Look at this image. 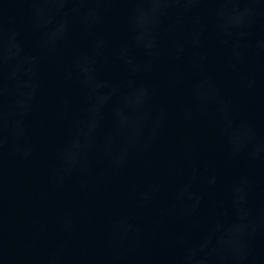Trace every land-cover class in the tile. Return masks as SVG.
Here are the masks:
<instances>
[{
	"label": "water",
	"instance_id": "obj_1",
	"mask_svg": "<svg viewBox=\"0 0 264 264\" xmlns=\"http://www.w3.org/2000/svg\"><path fill=\"white\" fill-rule=\"evenodd\" d=\"M0 264H264V0H0Z\"/></svg>",
	"mask_w": 264,
	"mask_h": 264
}]
</instances>
